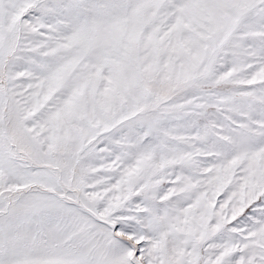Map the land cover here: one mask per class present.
<instances>
[{"label":"snow or ice","instance_id":"6c2138e0","mask_svg":"<svg viewBox=\"0 0 264 264\" xmlns=\"http://www.w3.org/2000/svg\"><path fill=\"white\" fill-rule=\"evenodd\" d=\"M0 264H264V0H0Z\"/></svg>","mask_w":264,"mask_h":264}]
</instances>
